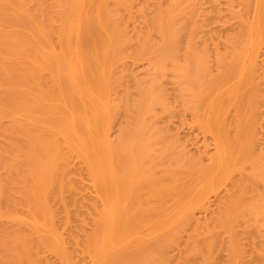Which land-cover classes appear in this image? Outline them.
I'll list each match as a JSON object with an SVG mask.
<instances>
[{
    "label": "bare ground",
    "instance_id": "1",
    "mask_svg": "<svg viewBox=\"0 0 264 264\" xmlns=\"http://www.w3.org/2000/svg\"><path fill=\"white\" fill-rule=\"evenodd\" d=\"M23 1L36 5L31 13L42 27L50 28L52 20L60 23L64 20L65 24L68 19L69 0ZM132 1L135 0H91L97 9V21L88 16L82 28L80 51L85 84L99 98L110 90L122 88L121 94L115 95L121 111L115 102L116 108L110 109L111 116L118 110L121 125L113 144L103 155L100 143L99 146L88 143L100 127V117L88 115L68 82L56 77L59 67L53 59L26 37L0 30V170L5 171L0 175V202L6 217H31L34 220L31 229L34 226L37 231L40 229L39 235H35L20 221L21 224L0 228V264H49L45 252L60 253L61 244L54 229L57 214L52 206H61L60 214L66 225L83 205L77 201L79 186L73 178L75 171L68 167L73 158L85 164L89 177H92L91 169L96 170L105 160L109 161L101 171L106 180L98 186V193L106 198L115 193L121 201L115 216L102 214L94 222L97 236L115 223L113 230L120 237L148 218L158 216L165 206L180 209L200 181L235 172V177H231L233 193L221 202L212 220L213 228L187 243L172 264H264V138L263 148L256 149L254 139L258 133L255 135L253 129L258 124L254 112L262 84L253 86L252 80L243 76L231 88L234 90L228 91H232V101L228 94V101L225 95L216 94L215 101L223 104H218L212 122L214 133L224 143L223 135L229 128L224 113L219 110L232 104L239 111L237 104L243 101L251 105L254 100V104L249 106L251 115L235 117L228 169L223 163L227 172L221 167L224 173L220 174L218 161L203 168L162 126L161 115L166 120L171 118L172 107L176 105L195 111L202 104L203 108L208 107L209 94L216 93L220 83L238 74L236 63L240 54L233 53L228 62L219 59L220 72L215 76L208 74L202 28L212 26L217 20L214 0L208 1L210 12L190 6L186 0H168L165 6L159 4L154 8H148L144 0L139 13L147 21L148 30L137 35L138 42L130 49L135 59H148L149 73L140 79L132 78L121 63L130 37L115 19L117 7L128 8ZM232 1L227 0L228 5ZM258 4L254 25L242 21L230 36L238 47L264 34V0H258ZM54 11L56 14H51ZM230 17L237 18L235 13H230ZM15 19L17 25L25 22L21 17ZM11 20L5 21L10 24ZM152 33L158 36V42L151 38ZM200 39L203 41L197 46ZM167 72L174 79V106L164 93ZM157 107L162 114L158 115ZM13 115L19 116V120H14ZM2 119L9 122L2 124ZM76 140L81 142L78 144ZM92 180L97 184V179L92 177ZM143 202L164 205L158 210L146 209L141 205ZM79 223L84 228V219ZM41 228H48L51 233L44 235ZM224 234H229L228 240L223 239ZM92 241L91 248L97 255L102 239ZM162 243L139 247L132 257L122 254L121 258L126 259L123 264L166 263ZM62 257L64 264H70L65 252Z\"/></svg>",
    "mask_w": 264,
    "mask_h": 264
},
{
    "label": "rangeland",
    "instance_id": "2",
    "mask_svg": "<svg viewBox=\"0 0 264 264\" xmlns=\"http://www.w3.org/2000/svg\"><path fill=\"white\" fill-rule=\"evenodd\" d=\"M208 1L186 0L188 5L198 10L210 12L211 9ZM69 2L70 4L66 8L68 19L65 21V24L64 20L62 21L63 23L52 20L49 28L46 25V27H42L33 18L31 11L33 8H36L35 4L33 6L31 3H24L23 0H0V30L26 37L28 42L40 46L51 57V60L53 59L52 61L59 67L56 77L58 76L60 80L68 82L74 96L80 100L88 115H98L100 117L101 130L99 131V127L97 131H94V133L96 132L95 136L90 138H93V141L88 140V143L95 142L94 144L97 145L100 143L99 145L103 148V155L113 144L117 130L121 125V117L119 115L121 103L118 102L117 98L116 100L118 101L115 100V95L118 97L122 92V88L110 90L105 96L99 98L85 84L80 51L81 34L86 17L90 16L92 21H97V9L91 0H69ZM143 2L144 0H135L132 1V5L128 8L117 7L118 14L115 15L116 22L122 28H125L130 37V40H128L129 47L125 51L121 63L127 69V72H129L128 74L135 79H140L149 73L148 59H135L133 50L130 49L137 44V35L148 30L147 21L139 13ZM147 2L149 4L148 8H154L159 4L165 6L168 0H147ZM214 2L217 7V13L214 16L217 20L212 26H204L202 28L205 36L203 40L208 53L206 61L207 72L211 76L217 75L220 72L218 67L220 62L218 60L222 59L228 62L232 59V54L235 53L236 55L240 54L239 60L236 63L238 74L220 83L216 93L209 94L210 105L208 107L203 108L204 104H202L200 109L195 111L191 107L189 109L183 107L182 109V107L179 108V105L174 106L175 88L172 84V80L174 79L171 77L170 72H167L163 84L165 89H163L164 93H166L165 95H168L166 96V98L168 97V102L171 106H174L172 107L174 109L172 115L174 114V116L171 115V118L167 119L168 121L166 120V116L162 117L164 115H161L162 120L160 118L162 126L166 130L168 129L170 135L175 137L174 139L178 141L179 147H183L184 151L188 153L187 155H190V158L192 156L194 159L197 158L203 168L212 166L211 164L215 161H218L220 168L224 167L223 163L227 164H224L225 167L229 166V146L232 145L235 138V117L251 115L249 106H253L254 100L250 102L251 105L246 101L239 102L237 104L240 106L239 111L232 104H227L219 110L224 113L225 123L229 128L223 135L224 143V141H221L223 139H220L221 136H217L214 133L216 130L212 121L217 114V109L223 104V102L220 104L218 103L219 101L216 102L215 98L216 94L219 93L220 97H224L225 95L226 101L230 97L232 101L234 96L231 94L232 91L229 92L232 96H229L228 91L234 88L243 76L249 77L254 83L253 86L257 85V83L262 84L260 86L259 100L255 102L256 111L254 110L258 118V124L253 128L255 135L258 133L257 138L255 137L254 139L256 149L263 148L262 139L264 138L262 137L264 136V34L256 36L244 47H238L235 43V38L231 40L232 37H230L233 33L235 34L242 21H246L248 25H254L259 12L258 0H233L230 5H228L227 0H214ZM108 6L112 7L111 1L108 2ZM230 13H235L237 18L231 19ZM51 14L54 15L56 12L54 11ZM17 17H21L22 21H25L20 23L21 26L14 23V19ZM6 19L7 21L13 19V22L11 20L13 24L11 22L10 24L6 23ZM19 20L17 19L16 21L18 22ZM151 38L156 42L159 41L156 34L152 33ZM203 40H198L197 46H200ZM116 71H118L117 68ZM250 89L252 88L250 87ZM243 92L241 94L244 95ZM226 94H228L229 98ZM114 102L117 108H119V112L117 113L118 110L115 109L116 113H114V116L118 114L117 118L112 115L113 118L110 115L111 107H115L113 105ZM156 111L158 115L162 114L160 107H157ZM12 118L19 120V116L17 115H13ZM8 122V119L1 120L2 124ZM95 137L97 138L94 139ZM76 141L78 144L81 142V140ZM227 159L229 160L228 162L226 161ZM69 164L68 167L75 171L73 178L78 182L77 186L80 187H78L79 195H77L78 197L76 196L78 198L77 201L83 205L76 217L69 218L70 221L66 225L63 223V216L60 214L61 206L58 204L52 206L57 214L54 229L57 234L58 243L61 245L59 254L54 251L45 252L44 258L49 264H64L63 252H65L66 259L70 264H123L126 259L121 258L122 254L132 257L139 247H150L158 242H163L162 251L167 261L166 263L159 264H172L184 250L187 243L191 242L196 236H203L200 234L213 228L212 220L218 214L221 202L228 194L233 193L231 177H235L236 174L235 172H227L226 169L228 167L226 169L223 168L228 174L219 175V178H217L218 176L216 177L217 179L200 181L196 186V189L199 191L193 190L194 193L191 194L189 200L180 209L179 207L165 206L163 208L164 211H158L160 213L158 216L155 215L154 218H148L141 225L122 233L120 237H117V231L113 230L115 223L107 227L106 233L97 236L95 235L94 222L102 214L115 216L121 201L115 193L107 198L101 197V194L98 193V186L106 180L105 177L101 176V171L105 166L109 165V161L105 160L103 165L98 166L96 170L95 168L91 169L93 170L92 177L97 179V184L93 182L91 176L87 175L86 166H84L85 164L80 159H70ZM222 168L220 169V174L224 173ZM4 173V170H0V175ZM141 205L146 209L156 208L158 210L164 204H148L143 202ZM3 207V202H0V228L12 224H21L20 222H22L26 225L24 226L26 229H31L34 223L31 217L21 215L19 219L8 218L4 215ZM80 219H84L85 221L84 228L80 226ZM41 229L44 235L51 233L48 228ZM28 231L39 235L40 229L37 231L34 226L33 229ZM97 238H99V241L102 239V245L101 247L99 245V253L96 255L91 248V244L93 243L92 240ZM223 239L228 240L229 234H224Z\"/></svg>",
    "mask_w": 264,
    "mask_h": 264
}]
</instances>
